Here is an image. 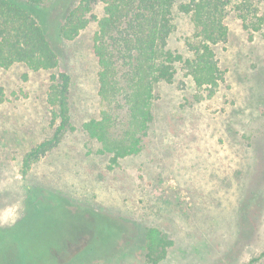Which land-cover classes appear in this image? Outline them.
Listing matches in <instances>:
<instances>
[{"label":"rangeland","instance_id":"rangeland-1","mask_svg":"<svg viewBox=\"0 0 264 264\" xmlns=\"http://www.w3.org/2000/svg\"><path fill=\"white\" fill-rule=\"evenodd\" d=\"M79 1L66 0L61 15ZM229 1L227 38L213 46L217 85L198 87L178 66L172 83L154 87L141 151L116 165L82 127L105 105L96 21L58 41V69L0 68V229L10 231L0 264H80L93 237L91 264H149L148 229L171 242L158 264H264V0ZM91 14L102 18L103 4ZM175 21L168 47L190 58L197 32L189 17ZM60 72L70 78L73 128L23 175L24 156L57 126L49 97Z\"/></svg>","mask_w":264,"mask_h":264},{"label":"trees","instance_id":"trees-1","mask_svg":"<svg viewBox=\"0 0 264 264\" xmlns=\"http://www.w3.org/2000/svg\"><path fill=\"white\" fill-rule=\"evenodd\" d=\"M65 2L56 0L53 5H46L41 0H0V68L21 63L34 71L58 69L60 54L55 45L73 40L91 19L96 21L94 50L100 65L99 95L105 105L102 119L89 120L82 127L101 144V152L112 154V165L141 151L142 137L147 135L153 119L154 87L160 82L172 83L178 66L198 87L213 88L221 79L213 46L227 38L223 20L229 0H80L62 16ZM99 2L104 11L100 19L91 14L93 5ZM244 2L243 7L250 1ZM178 14L189 17L199 37V44L190 46V58L168 47ZM52 80L55 83L49 99L56 106L58 123L50 139L24 156L23 175L73 128L69 75L60 72ZM46 197L51 200V195ZM63 203L71 206L65 200ZM9 236V229H0V242H6ZM84 236L88 240L90 235ZM92 239L81 251V263L91 264L100 253L93 247L96 241ZM144 239L146 262L158 264L165 258L170 240L157 229H148ZM19 244L16 254L24 257L26 249ZM92 251L95 255L88 259ZM59 255V251H53L50 257L55 261Z\"/></svg>","mask_w":264,"mask_h":264}]
</instances>
